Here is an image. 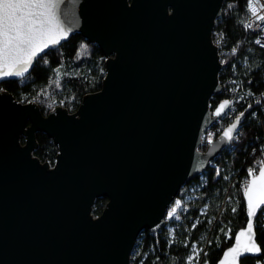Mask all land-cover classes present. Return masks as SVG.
Returning <instances> with one entry per match:
<instances>
[{
	"label": "water",
	"instance_id": "1",
	"mask_svg": "<svg viewBox=\"0 0 264 264\" xmlns=\"http://www.w3.org/2000/svg\"><path fill=\"white\" fill-rule=\"evenodd\" d=\"M223 2L57 0L67 38L79 32L95 43L105 73L72 111L43 114L0 90V264H130L139 232L157 231L180 188L234 139L223 133L240 114L197 149L229 103L210 114L221 90L212 31ZM10 78L21 77L0 82ZM36 133L57 145L51 164L33 154ZM99 196L106 202L95 215Z\"/></svg>",
	"mask_w": 264,
	"mask_h": 264
},
{
	"label": "trees",
	"instance_id": "2",
	"mask_svg": "<svg viewBox=\"0 0 264 264\" xmlns=\"http://www.w3.org/2000/svg\"><path fill=\"white\" fill-rule=\"evenodd\" d=\"M246 15L247 0H224L212 31L223 66L218 74L221 90L211 96L210 103L226 95L228 86L243 87L253 95L239 107L244 115L240 118L234 147L224 146L214 158L221 164L219 175L214 167H208L201 173V182L200 175L192 179L200 182L195 190L198 198L190 202L185 219L175 227L177 238L169 236V230L163 226L155 232L148 229L139 232L132 248L135 253L131 259L133 264H182L192 251L193 243L196 248L205 249L207 264H216L223 249L232 241L226 234L230 233L233 238L235 230L246 221V203L238 172L264 151L259 147L264 144V97H261L264 48L254 42V33L244 26ZM84 43L87 50L78 55ZM104 62L100 48L81 33L74 32L56 47L41 53L25 76L1 81L0 90H8L20 101H35L43 114L56 105L72 111L83 94L100 88L105 73ZM228 79L230 83H226ZM36 142L33 154L53 162L57 152L53 140L47 134L36 133ZM105 202L106 197H96L93 214H99ZM233 208H236L235 212ZM258 221L255 231L261 254L244 256L240 259L241 264H264V214L258 215Z\"/></svg>",
	"mask_w": 264,
	"mask_h": 264
},
{
	"label": "snow or ice",
	"instance_id": "3",
	"mask_svg": "<svg viewBox=\"0 0 264 264\" xmlns=\"http://www.w3.org/2000/svg\"><path fill=\"white\" fill-rule=\"evenodd\" d=\"M248 7L257 20L264 21V16L257 15L253 0H249ZM68 34L69 30L59 19L57 0H0V78L23 77L40 53L50 46L58 45ZM78 55H82V52ZM44 63L47 64L48 61L45 59ZM227 104L228 101L221 104L216 114L220 115ZM243 115L244 113H240L236 122L224 131L223 137L226 140L233 139ZM209 142L211 143V140ZM255 172L253 168L248 169L251 179L246 180L243 189L246 199V227L235 233V243L224 252L220 264H239L240 258L245 254L261 253L255 229L259 223L258 215L264 214V167L258 169V175ZM180 204V201H176V206L168 212L169 218L176 214ZM232 211L235 212L236 208ZM226 238L232 239V235L227 233ZM201 251L203 250H197L193 245L189 264H193V260L199 264Z\"/></svg>",
	"mask_w": 264,
	"mask_h": 264
},
{
	"label": "built area",
	"instance_id": "4",
	"mask_svg": "<svg viewBox=\"0 0 264 264\" xmlns=\"http://www.w3.org/2000/svg\"><path fill=\"white\" fill-rule=\"evenodd\" d=\"M253 3L255 4L257 8V15L258 16H264V0H253ZM249 0H247V15L244 21V26L248 25L246 27L248 30L254 33V42L264 48V21L257 20L255 16L252 15L251 11L248 7ZM259 41V42H258ZM221 60V59H220ZM230 83V79L227 80L226 83ZM228 85V84H227ZM228 93L221 98H219L214 103H209V110L210 114H213V109L216 107V105L219 103L220 100L228 99L229 103L224 108V110L221 112L220 115L216 116L213 121L205 126L199 136V144L197 145V149L203 151L209 144V140L215 139L217 135L224 129L226 125L231 123L233 119L239 115L242 110H239V107L242 106V104L245 103V100L253 95L250 94V92L241 87L238 88L237 86L231 87L228 86ZM261 97H264V91L261 93ZM257 99V97H256ZM258 101V99H257ZM255 110L253 111V113ZM243 113V112H242ZM240 127V121L237 127L236 132H234V139L231 143L227 145H231V148L234 147V141L236 138V135L238 133ZM225 145V146H227ZM260 149H264V144L259 145ZM220 152V151H219ZM219 152L215 155V157L219 154ZM214 157V158H215ZM212 158L209 161L208 167H214L215 170H219L221 168V164L218 161H215V159ZM50 164L52 162L48 161ZM264 163V151L261 152L260 156L258 155L256 159H253L250 163L246 164L243 168V171H240V178H239V185L241 189L243 190L245 187L246 180H249L248 176V169L253 168L256 170L255 173H257L259 167ZM207 167V168H208ZM205 170V169H204ZM203 170V171H204ZM202 171V172H203ZM201 172V173H202ZM200 175V182L203 178L202 174ZM193 179V178H192ZM189 180L186 182L179 190L178 194L173 197V199L168 203L165 209V213L163 216V223L161 226L166 227V229L169 230V236L173 238H177V234L174 232L175 227L178 225V223L183 222L184 216L189 211L191 201L193 199L198 198V195L195 193V190L199 187L200 182H195L194 180ZM176 201H180V207L177 208L176 214L169 218L168 212L176 206ZM191 218V217H190ZM189 218V219H190ZM186 243V241L184 242ZM195 245L194 243L191 246V249ZM202 249L203 251L200 252L199 256V264H205L204 254L205 249L202 247L198 248L197 250ZM192 255V251H190L184 258V262L182 264H189V257ZM193 264H196V261L193 260Z\"/></svg>",
	"mask_w": 264,
	"mask_h": 264
},
{
	"label": "rangeland",
	"instance_id": "5",
	"mask_svg": "<svg viewBox=\"0 0 264 264\" xmlns=\"http://www.w3.org/2000/svg\"><path fill=\"white\" fill-rule=\"evenodd\" d=\"M82 46H83V48H82ZM82 46H81V48H80V51H79V53H84L86 50H87V45L84 43V44H82ZM198 249V248H197ZM134 255H135V253H134V251L132 252L131 251V254H130V264H133V262H132V258L134 257Z\"/></svg>",
	"mask_w": 264,
	"mask_h": 264
}]
</instances>
